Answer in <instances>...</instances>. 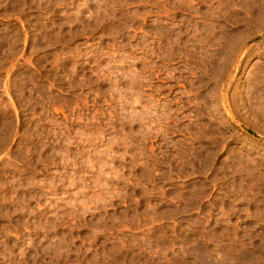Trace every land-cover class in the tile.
I'll list each match as a JSON object with an SVG mask.
<instances>
[{"label":"rangeland","instance_id":"1","mask_svg":"<svg viewBox=\"0 0 264 264\" xmlns=\"http://www.w3.org/2000/svg\"><path fill=\"white\" fill-rule=\"evenodd\" d=\"M0 264H264V0H0Z\"/></svg>","mask_w":264,"mask_h":264}]
</instances>
